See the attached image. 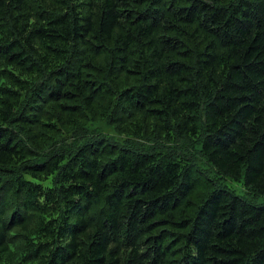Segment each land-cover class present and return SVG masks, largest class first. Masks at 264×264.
I'll use <instances>...</instances> for the list:
<instances>
[{
  "label": "trees",
  "instance_id": "16d2710c",
  "mask_svg": "<svg viewBox=\"0 0 264 264\" xmlns=\"http://www.w3.org/2000/svg\"><path fill=\"white\" fill-rule=\"evenodd\" d=\"M0 264H264V0H0Z\"/></svg>",
  "mask_w": 264,
  "mask_h": 264
},
{
  "label": "rangeland",
  "instance_id": "374dc122",
  "mask_svg": "<svg viewBox=\"0 0 264 264\" xmlns=\"http://www.w3.org/2000/svg\"><path fill=\"white\" fill-rule=\"evenodd\" d=\"M95 127L100 128L103 133H106L109 136H116L115 129L112 125H109L107 123H96ZM202 169H207L208 166L206 164L201 163ZM226 186L229 187L232 191H234L237 195L242 197H251V194L244 188L243 182H234L231 180H227ZM261 202V200H258ZM259 202V203H260Z\"/></svg>",
  "mask_w": 264,
  "mask_h": 264
}]
</instances>
